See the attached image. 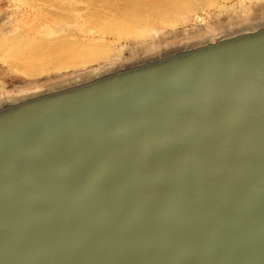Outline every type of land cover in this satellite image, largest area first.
<instances>
[{
    "label": "water",
    "instance_id": "water-1",
    "mask_svg": "<svg viewBox=\"0 0 264 264\" xmlns=\"http://www.w3.org/2000/svg\"><path fill=\"white\" fill-rule=\"evenodd\" d=\"M0 119V264H264V38Z\"/></svg>",
    "mask_w": 264,
    "mask_h": 264
},
{
    "label": "rangeland",
    "instance_id": "rangeland-1",
    "mask_svg": "<svg viewBox=\"0 0 264 264\" xmlns=\"http://www.w3.org/2000/svg\"><path fill=\"white\" fill-rule=\"evenodd\" d=\"M91 5L90 0H0V43L51 32L55 22L65 21L57 17L62 14L72 16L74 21L66 25L77 30L82 40L106 43L109 37L100 38L94 28L85 24L83 16ZM226 5L192 12L177 26L153 27L148 38L112 42L116 51L122 50L115 58L50 70L38 76L27 75L11 65L13 57L0 49V119L43 102L191 58L201 54L196 52L205 44L213 46L209 51L213 52L264 38V23L259 25L255 20L264 15V0H228ZM91 33L98 39H93Z\"/></svg>",
    "mask_w": 264,
    "mask_h": 264
},
{
    "label": "bare ground",
    "instance_id": "bare-ground-1",
    "mask_svg": "<svg viewBox=\"0 0 264 264\" xmlns=\"http://www.w3.org/2000/svg\"><path fill=\"white\" fill-rule=\"evenodd\" d=\"M90 1L92 5L83 16L85 24L94 28L100 38L109 37L108 42L93 43L82 40L77 30L67 26L74 21L72 16L62 14L57 17L61 16L60 18L65 21L54 20L51 32L41 36L37 33L38 37L24 38L18 42L3 41L0 43V49L13 57L11 65L24 70L27 75L38 76L50 70L84 66L115 58L122 50L116 51L110 43L128 38H148L152 35L153 27L177 26L187 20L192 12L203 11L204 8L213 6L218 9L225 8L228 0ZM255 20L257 24L262 25L264 15L256 17ZM90 35L93 39H98L95 33ZM211 49L213 46L205 44L196 53L205 54Z\"/></svg>",
    "mask_w": 264,
    "mask_h": 264
}]
</instances>
